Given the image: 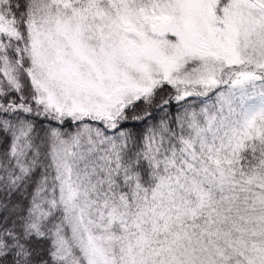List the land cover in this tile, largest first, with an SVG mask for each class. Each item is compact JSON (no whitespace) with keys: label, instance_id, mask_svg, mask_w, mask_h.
<instances>
[{"label":"snow or ice","instance_id":"snow-or-ice-1","mask_svg":"<svg viewBox=\"0 0 264 264\" xmlns=\"http://www.w3.org/2000/svg\"><path fill=\"white\" fill-rule=\"evenodd\" d=\"M0 264H264V0H0Z\"/></svg>","mask_w":264,"mask_h":264}]
</instances>
